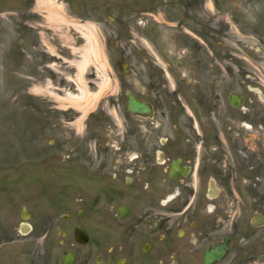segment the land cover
Segmentation results:
<instances>
[{
  "label": "flooded vegetation",
  "instance_id": "obj_1",
  "mask_svg": "<svg viewBox=\"0 0 264 264\" xmlns=\"http://www.w3.org/2000/svg\"><path fill=\"white\" fill-rule=\"evenodd\" d=\"M207 3L197 13L193 6L137 12L147 33L138 31L134 91L124 97L131 93L150 114L131 115L126 99L131 124L114 143L89 136L86 115L87 136L78 141L86 150L57 133L55 213L23 208L17 221L0 223V264H264V151L243 134L257 105L249 74L236 82L232 58L220 59L219 17ZM165 25L180 55L155 48L150 28ZM57 90L60 102L67 91ZM214 249L224 255L207 262Z\"/></svg>",
  "mask_w": 264,
  "mask_h": 264
},
{
  "label": "rangeland",
  "instance_id": "obj_2",
  "mask_svg": "<svg viewBox=\"0 0 264 264\" xmlns=\"http://www.w3.org/2000/svg\"><path fill=\"white\" fill-rule=\"evenodd\" d=\"M36 1L0 0V223L17 221L23 208L32 215L55 213L51 173L56 166H63L54 145L57 133L64 141L72 137L76 149L86 150L78 145L87 136L84 127L77 131L74 119L80 113L72 107L67 111L56 108L61 105L58 95H63L58 88L76 94L69 79L74 80L77 74L75 65L81 60L84 40L71 23L92 25L100 50L99 57L87 58L82 74L88 93L103 85L86 114L87 127L92 129L87 134L114 143L131 124L124 93L134 91L138 31L147 33V28L136 24L137 12L168 6L164 11L173 15L176 12L170 7L180 12L182 6H193L191 11L197 13L195 7L208 6L207 0H54L69 21L57 24L35 9ZM210 1L219 17L220 59L232 58L236 82L243 79V72L249 74L250 99L257 105L250 118L252 131L243 134L250 135L254 150L264 151V131L258 129L264 124V0ZM203 12L208 14L206 9ZM162 26L150 28L160 40L155 48L180 55L181 47L175 48L173 41L168 44L174 28ZM145 52L150 57L151 53ZM123 64L127 65V77L121 74ZM141 82L148 84L147 76L141 77ZM74 159L75 166H87L86 159ZM90 225L87 219V228Z\"/></svg>",
  "mask_w": 264,
  "mask_h": 264
},
{
  "label": "bare ground",
  "instance_id": "obj_3",
  "mask_svg": "<svg viewBox=\"0 0 264 264\" xmlns=\"http://www.w3.org/2000/svg\"><path fill=\"white\" fill-rule=\"evenodd\" d=\"M60 8V5L56 4L54 0H37L35 3V9L44 11L49 22L68 24L69 21L65 19ZM71 27L80 34V37L84 40V45L80 50L82 53L81 60L75 65L77 74L74 77V80L69 79V81L73 82L76 87V94L67 91V94L64 96V100L60 101V103L63 106L68 105L80 113L81 116L76 120V123H78L77 130L80 131L81 122L87 114V111L90 109L93 102L97 100L98 95L102 93V84L99 85L96 92L88 93L82 80V74L84 73L88 63L87 58H92V56L99 57L100 50L92 25L87 23L80 24L72 22ZM84 101H87L85 105Z\"/></svg>",
  "mask_w": 264,
  "mask_h": 264
},
{
  "label": "water",
  "instance_id": "obj_4",
  "mask_svg": "<svg viewBox=\"0 0 264 264\" xmlns=\"http://www.w3.org/2000/svg\"><path fill=\"white\" fill-rule=\"evenodd\" d=\"M127 65L124 64V71L126 69ZM126 73V72H125ZM127 99V110L131 115H134L135 113H138L144 117L150 114V108L145 103H138L134 97L131 95V93H127L126 95ZM224 255V250L221 249H214L210 253H207L205 255V260L207 262H210L212 259H220Z\"/></svg>",
  "mask_w": 264,
  "mask_h": 264
}]
</instances>
